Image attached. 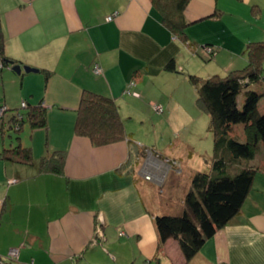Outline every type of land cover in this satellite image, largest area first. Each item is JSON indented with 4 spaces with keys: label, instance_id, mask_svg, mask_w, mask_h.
Masks as SVG:
<instances>
[{
    "label": "crops",
    "instance_id": "1",
    "mask_svg": "<svg viewBox=\"0 0 264 264\" xmlns=\"http://www.w3.org/2000/svg\"><path fill=\"white\" fill-rule=\"evenodd\" d=\"M238 1L250 14L227 10L220 0H188L183 42L152 12L150 0H0V104L9 110L7 121L19 110L6 105L9 89L17 90L19 108L22 100H41L47 110V125L32 128L45 130L43 143L40 132H31L33 163L0 159L1 255L16 246L13 264H264V168L255 172L240 210L185 260L176 238L158 245L153 218L182 210L199 169H188L185 180L162 195L156 183H164L171 170L183 172V163L177 165L183 151L171 152L170 144L146 151L131 132L96 145L73 131L84 88L113 97L119 115L125 109L129 119L132 103L124 90L131 81L144 95L146 85L173 90L201 68L224 74L243 66L245 44L264 38V0ZM200 43L217 46L215 54H199ZM9 58L39 70L16 72L3 63ZM170 60L176 69L166 67ZM93 62L100 73H93ZM40 68L50 70L45 90L36 86L44 74ZM18 79L22 88H12ZM146 97L157 110L160 102ZM54 149L65 150L62 171H39L38 159Z\"/></svg>",
    "mask_w": 264,
    "mask_h": 264
},
{
    "label": "trees",
    "instance_id": "2",
    "mask_svg": "<svg viewBox=\"0 0 264 264\" xmlns=\"http://www.w3.org/2000/svg\"><path fill=\"white\" fill-rule=\"evenodd\" d=\"M187 1L150 0L152 12L181 40L186 39V28L190 23L184 15ZM242 52L245 64L224 74L213 73L207 77L188 74L196 85V105L209 116L208 129L213 138L211 164L208 170H196L191 175L179 213H160L153 218L158 245L168 237L176 238L185 260L195 255L203 242L240 210L252 187L255 172L264 168V163L252 165L246 162L254 156L260 142H264V112L258 109L261 92L248 87L253 82L264 81V38L249 40ZM166 67L176 69L172 60ZM40 71L45 77L50 74L46 68H40ZM243 88V100L239 106L237 95ZM22 108L10 114L9 128L19 132L25 120L31 128L47 125V110L41 100L37 103L25 101ZM237 122L242 123L244 139L230 134ZM73 131L87 136L96 145L128 135L115 99L87 88L82 89L75 107ZM64 157L65 150L54 149L38 159L37 168L39 171L60 172ZM0 159L33 163L32 149L19 141L11 143L0 149Z\"/></svg>",
    "mask_w": 264,
    "mask_h": 264
},
{
    "label": "rangeland",
    "instance_id": "3",
    "mask_svg": "<svg viewBox=\"0 0 264 264\" xmlns=\"http://www.w3.org/2000/svg\"><path fill=\"white\" fill-rule=\"evenodd\" d=\"M220 2L224 7H226L225 9L227 10L233 9L236 13H239L240 9H244L247 10V14H250L249 7L245 5L243 2H239L238 0H220ZM225 16H226L225 21L223 22L228 23L229 17L228 15ZM191 26L193 25L191 24ZM218 26H220V24ZM192 28L193 27H191L190 29L191 32L194 33V37H197V34L199 32L196 29H192ZM183 42H188L187 37L186 40H183ZM203 45L205 47L206 46L210 47V49H212L211 50L212 54L213 55L215 54V49H217V46L214 47L212 44H207V43H204ZM203 47L200 43V45L197 47L199 51L198 53L199 54L203 53V56L204 55L207 56L208 52L207 53L204 52ZM186 52L187 51L185 47H183V51L181 52V55L182 53H186ZM198 53L196 55H199ZM205 69L206 68H201L198 72L199 74L197 73V75L201 77H207L213 73H216L214 71L210 72L209 70H205ZM93 73L95 72L93 71ZM34 74L37 75L40 73H34ZM39 81L40 82H38L36 86H38V88L41 90H45L46 77L44 74L42 75V78H40ZM171 81L173 82V84H175L174 80ZM130 83H132V85L134 84V82L132 81ZM19 84H20V80L18 79V82L16 84H13L11 87L12 88L16 87L17 89L22 88L20 87ZM177 84L178 86L176 87L174 85L173 90H169V89L166 90L165 88L160 89L155 86H151V84L149 86L146 85L145 86L146 93L144 91V95L143 93L141 95L140 94L141 92L134 89V88H138L137 85L134 88L131 87L129 90L127 84L125 86L124 93L125 96L132 103L131 106L132 109H130L132 116L129 117V119L126 118V116H128L127 114L129 113L125 115L126 113L125 109H123L122 111V117L120 115L121 119L123 120L126 132L127 133L131 132L132 136L134 137L133 138L134 140L143 143L145 145L146 151L147 149H150L154 153L155 150H159L162 147H164V145H168V144H170L169 150L171 152H174L176 150L183 151L184 157L180 158L182 161L180 160V163L177 164L179 166L180 164L183 163L184 166L183 172L177 173L176 171L171 170L170 172H168V176L166 177L164 183L162 184L156 183L157 192L160 193L161 192L160 189L161 188L163 189L162 195L166 193L169 194L171 190H174L172 186L175 188L177 184L179 185L181 181L185 180L186 171L188 169L196 167V169L199 170H205V169L208 170L210 168V165L208 166V161L211 159V155H212L213 138L211 131H209L208 129L209 116L207 113L200 110L199 107L196 105V101H195L196 85L190 79H188L186 82H180V83L177 82L176 85ZM23 85H24L23 88H25L26 84ZM248 87L254 88L257 91L261 92V97L258 100V109L261 112H264V81L253 82ZM133 91H136L137 94L133 93ZM138 92L139 95L141 96L138 95ZM243 92H244V88L237 95V103L239 106L242 104ZM16 93L17 90L15 88L13 89V91H10V89L8 90L7 96L11 98V102L9 104L6 100L7 103L6 105L10 107L18 106L17 109L22 110V108H19L18 103H20L19 100L20 98L16 96ZM147 94H149V96L154 98L152 102L154 101L160 102L159 104L161 105V109L155 110L154 107L147 104L148 102V98L146 97ZM137 95L139 96L138 98L130 97ZM0 99H2V95L0 96ZM179 102L181 106L177 107ZM142 112H144L143 120L141 119ZM8 115H9V110L7 109L6 111H4V114L0 116V130L2 131V132L0 131V144L1 142H3V144H1L0 146V149H2V147H7L11 145V143L16 144L18 141L23 146L32 145L33 138L31 137V132L33 131V129L29 126L28 121L25 120L22 129L19 132H15L14 129L9 128L7 126ZM233 126L234 129L230 131V134L237 136L239 139H244L245 135H244L242 123L237 122ZM39 132L40 134H42L40 136L39 141L40 142L44 141L45 139L44 129L35 130L32 132V135H34V133H39ZM17 136L19 137V139ZM40 146H42V144H40ZM35 149L36 147L34 148L33 151H35ZM246 162L252 165H260L264 163V142H260L259 147L256 150L254 156ZM128 264H132V262H130L129 260ZM135 264H142V262L136 261Z\"/></svg>",
    "mask_w": 264,
    "mask_h": 264
},
{
    "label": "built area",
    "instance_id": "4",
    "mask_svg": "<svg viewBox=\"0 0 264 264\" xmlns=\"http://www.w3.org/2000/svg\"><path fill=\"white\" fill-rule=\"evenodd\" d=\"M110 17H111V15L107 16V18H110ZM203 46L204 45H202V47ZM203 48H204V51H206L208 53L209 52L211 53L212 49H210V47H208V46L205 47L204 46ZM92 69H93V71L95 73H100L102 71L101 70V66L98 64V62H93ZM131 85H132V83L128 84V89L129 90L131 88ZM133 93L137 94L136 91H133ZM21 105L25 106V101L24 100L21 101ZM155 107H156L157 110L161 109V105L160 104H156ZM4 111H6V107L3 104H0V116L3 115ZM145 176L147 178H150L151 175L150 174H145ZM2 207H3V200H2V198H0V213H1ZM18 252H19L18 247L9 248L5 256L0 254V264H13L12 261L17 260V258H18ZM31 264H33V263L31 262Z\"/></svg>",
    "mask_w": 264,
    "mask_h": 264
},
{
    "label": "water",
    "instance_id": "5",
    "mask_svg": "<svg viewBox=\"0 0 264 264\" xmlns=\"http://www.w3.org/2000/svg\"><path fill=\"white\" fill-rule=\"evenodd\" d=\"M6 61L8 63L12 64V69L15 70L16 72H20L21 69H23L24 71H38L39 69L35 66H31L29 64H20V63H16L14 62L12 59H6Z\"/></svg>",
    "mask_w": 264,
    "mask_h": 264
}]
</instances>
